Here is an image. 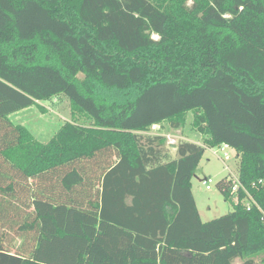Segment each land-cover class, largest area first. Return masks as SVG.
Wrapping results in <instances>:
<instances>
[{
	"label": "trees",
	"instance_id": "1",
	"mask_svg": "<svg viewBox=\"0 0 264 264\" xmlns=\"http://www.w3.org/2000/svg\"><path fill=\"white\" fill-rule=\"evenodd\" d=\"M61 95L48 144L11 122ZM190 115L176 159L145 136ZM221 148L233 212L203 223L191 182ZM236 261L264 264V0H0V264Z\"/></svg>",
	"mask_w": 264,
	"mask_h": 264
},
{
	"label": "rangeland",
	"instance_id": "2",
	"mask_svg": "<svg viewBox=\"0 0 264 264\" xmlns=\"http://www.w3.org/2000/svg\"><path fill=\"white\" fill-rule=\"evenodd\" d=\"M154 39L158 40L157 37ZM80 78L83 77L80 76ZM40 106L44 108L45 115H42L37 107H34L10 116V120L15 125L25 127L39 143L45 145L52 140L66 122L72 121V114L70 101L63 95L43 102ZM79 120L81 126L87 127L89 125L85 120ZM191 124L192 116L190 115L186 128L181 131H174L165 124L152 128L145 136L164 138L167 143L165 151L169 153L172 159H176L173 146L185 141L202 143V137L192 130ZM239 167V158L233 150L229 148L206 150L200 167L191 182L193 197L203 223L212 222L233 212L232 206L226 201L223 194V189L227 194L228 188L225 189V186L222 185H229L231 176V179L233 177L238 178ZM206 179L212 180L210 191L206 189L203 183ZM246 204L249 205V202ZM235 264H242V262L236 261Z\"/></svg>",
	"mask_w": 264,
	"mask_h": 264
},
{
	"label": "built area",
	"instance_id": "3",
	"mask_svg": "<svg viewBox=\"0 0 264 264\" xmlns=\"http://www.w3.org/2000/svg\"><path fill=\"white\" fill-rule=\"evenodd\" d=\"M231 176V175H230ZM232 177V176H231ZM234 178V177H233ZM232 178V180L236 183V184H238V178H234V179H237V180H234ZM203 183H204V185L206 186V189L208 190V191H210L211 190V184H212V180L211 179H209V180H204L203 181ZM239 188H240V186H236L234 189H233V191L236 193V192H238V190H239Z\"/></svg>",
	"mask_w": 264,
	"mask_h": 264
},
{
	"label": "crops",
	"instance_id": "4",
	"mask_svg": "<svg viewBox=\"0 0 264 264\" xmlns=\"http://www.w3.org/2000/svg\"><path fill=\"white\" fill-rule=\"evenodd\" d=\"M39 111V110H38ZM40 112V111H39ZM188 142V141H187ZM193 144H196V145H199V146H201L202 145V143L200 144V143H193ZM177 150V149H176ZM176 150H173V151H175V153H176Z\"/></svg>",
	"mask_w": 264,
	"mask_h": 264
},
{
	"label": "water",
	"instance_id": "5",
	"mask_svg": "<svg viewBox=\"0 0 264 264\" xmlns=\"http://www.w3.org/2000/svg\"><path fill=\"white\" fill-rule=\"evenodd\" d=\"M172 149H173V150H176V149H177V147H176V146H173V147H172Z\"/></svg>",
	"mask_w": 264,
	"mask_h": 264
}]
</instances>
